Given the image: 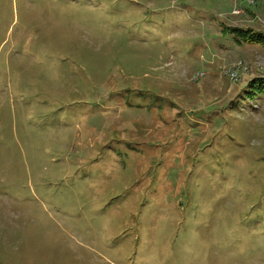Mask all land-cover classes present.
<instances>
[{
	"label": "rangeland",
	"instance_id": "374dc122",
	"mask_svg": "<svg viewBox=\"0 0 264 264\" xmlns=\"http://www.w3.org/2000/svg\"><path fill=\"white\" fill-rule=\"evenodd\" d=\"M228 26L264 0H0V264H264V46Z\"/></svg>",
	"mask_w": 264,
	"mask_h": 264
},
{
	"label": "trees",
	"instance_id": "16d2710c",
	"mask_svg": "<svg viewBox=\"0 0 264 264\" xmlns=\"http://www.w3.org/2000/svg\"><path fill=\"white\" fill-rule=\"evenodd\" d=\"M222 31L223 32L229 31L237 39L242 38L243 40L248 41L250 43H259L264 46V31H255L252 29H243L240 27H229V26L226 28H223ZM250 84L257 85L258 91L262 89L263 91L261 92L264 93V78H261L260 80H257L256 82H251ZM250 94H252V91L250 92Z\"/></svg>",
	"mask_w": 264,
	"mask_h": 264
}]
</instances>
